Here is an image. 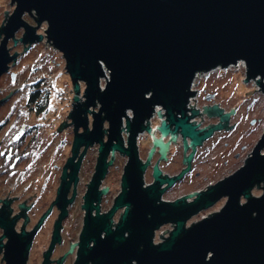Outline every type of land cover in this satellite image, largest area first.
I'll return each mask as SVG.
<instances>
[{"label":"water","instance_id":"95a60500","mask_svg":"<svg viewBox=\"0 0 264 264\" xmlns=\"http://www.w3.org/2000/svg\"><path fill=\"white\" fill-rule=\"evenodd\" d=\"M11 3L13 10H3L0 26V76L18 56L16 51L8 52L7 41L17 37L16 31L21 27L20 41L24 44L41 41L44 35L37 29L46 22L45 34L62 52L75 92L69 111L74 126L71 155L63 165L55 199L61 212L42 264H47L51 248L60 238L59 226L68 215L67 205L77 194V173L85 152L96 143L98 156L82 194L84 217L73 264H264V128L243 165L202 186L210 185L190 197V201L160 200L165 189L160 186L172 184L189 170L196 147L215 130L228 128L231 112L225 111L220 102L204 105L202 112L197 104L189 103L195 95L197 73L243 62L245 81L256 80L264 93V0ZM25 13L33 15L35 25L23 18ZM11 75L14 80L15 74ZM79 80L85 82L83 100L78 95ZM156 108L160 118L157 129L163 134L180 131L184 148L191 147V152L185 157L187 167L180 174L162 177L155 164V182L143 186L152 151L143 162L137 150V137L144 131L152 132L150 117ZM204 113L219 119L200 128L193 117ZM124 130L128 133L126 140ZM116 151L127 157L121 189L110 209L101 212L99 203L107 184L102 185L104 189L99 186ZM257 185L262 192L253 191ZM223 197L226 201L222 207L205 212L185 227L186 220ZM120 208L121 219L113 227L111 218ZM169 222L175 224L169 237L152 243L153 232ZM0 223L9 236L6 264H25L29 239L20 240L24 232L15 234L11 223L1 216Z\"/></svg>","mask_w":264,"mask_h":264},{"label":"rangeland","instance_id":"374dc122","mask_svg":"<svg viewBox=\"0 0 264 264\" xmlns=\"http://www.w3.org/2000/svg\"><path fill=\"white\" fill-rule=\"evenodd\" d=\"M13 5L11 0H0V26L2 25L4 11H12ZM23 18L30 24H36L35 18L31 14L25 13ZM46 28L47 23L43 22L37 30L44 37L41 41L32 44H24L20 41L23 32L22 27L16 31L17 37L14 36L7 41L8 52L12 54L16 51L18 56L10 63L9 70L0 76V98H3L0 102V121L4 119L5 112L15 110L20 111V113L24 112L21 113L23 116L20 120L23 124L26 121L31 124H39V134L43 137L41 158L44 162H47L45 165L49 168L46 170V175L49 177L53 172H56L55 176L59 174V167L54 168L53 164L64 165L68 156L71 155L74 126L72 119L69 117V111L72 108V97L75 92L73 91V82L70 75L65 69L63 54L48 40L45 34ZM244 71L245 69L239 66L238 68H218L197 79V85L195 86L198 103L208 105L205 96L207 93H214L216 97L212 103L220 102L225 111L231 112L229 124H227L228 128L216 130V134L201 146L203 149L200 156L194 157L193 167H191L192 174L188 175L187 180L193 179L195 183H189L185 188H178L175 192L172 191L166 195L195 194L197 188H202V186L244 164L264 128V93L261 86L255 82L256 80L245 81ZM12 73L15 74L14 80H12ZM107 76L108 72L101 79L102 86L105 84ZM79 85L80 92L78 95L83 100L85 99L83 96L85 82L79 80ZM36 91L42 99H46L43 114L41 117H36L31 113L30 117L25 118V115H28L27 113L31 111L29 107L32 106L27 104L28 99ZM198 92L200 93L198 94ZM203 94H206L204 96L206 100L204 101L201 100ZM193 118L198 120L199 116ZM217 119L218 116H214L210 121H218ZM91 121L92 115L89 113L90 128ZM19 122L14 124L17 125L14 128L19 127V124H21ZM107 126L108 123L105 122L104 127ZM9 130L10 128L7 125L2 131L7 133ZM82 130L83 128H80V131ZM145 144L147 143L142 142L141 146ZM97 147V143L91 145L85 152L77 173L79 175L78 183H76L77 196L70 205L69 215L64 220V243L62 248L63 253L65 251L68 253L65 264H73L75 260V245L83 224V209L80 204L83 201L82 194L94 171L98 154ZM146 149H148V145L141 149V156L146 154ZM113 159L114 164L110 167V171H107L108 173L102 183V185L107 184V192L102 203L105 207L109 206L105 200L107 199L111 203L113 195L119 188L118 181L126 161V157L120 155L117 151ZM178 168V163L171 162L165 164L164 170L178 171ZM195 171L199 172L198 176L193 175ZM149 180H151V177L148 172L147 181ZM55 184L56 182H54ZM189 190L191 192H188ZM253 191L262 192V188L257 185L253 188ZM225 201L226 198L223 197L212 207L190 217L187 220L188 223L207 211L222 207ZM242 201L245 200L242 199ZM118 213H116L115 219L119 216Z\"/></svg>","mask_w":264,"mask_h":264},{"label":"flooded vegetation","instance_id":"af4514ba","mask_svg":"<svg viewBox=\"0 0 264 264\" xmlns=\"http://www.w3.org/2000/svg\"><path fill=\"white\" fill-rule=\"evenodd\" d=\"M199 93L200 92H198V94ZM212 94L214 93H207V95L203 94L201 96V100L204 101L207 99L206 101L208 102V104H212L216 97L215 94ZM205 95H212L213 97L211 96L208 100ZM204 96L206 99L204 98ZM29 99L27 103H30ZM34 102L35 101L31 102V105H34ZM198 105H200V103H198ZM189 112L191 113V111ZM21 113L20 111L15 110L7 111L4 114V119L0 121V216L2 217L3 221L11 223L15 234L21 235L24 232V235H22L20 240L27 241L29 239V249H27L28 254L25 260V264H42L45 259V253L48 251V247H50L52 241L51 237H53L55 222L61 212L60 207L58 206V204L55 203V199L57 195V189L61 181L60 174H62L63 165H59L56 163L53 164L54 168L59 167V174H57L58 176H55L56 172L51 173V176L49 177L46 175V170L49 167H46L45 164L47 162H44V160L41 158L43 137L41 134H39V124H31L28 121L23 124L22 121H20L23 116ZM31 113L34 114V116L36 117H41L43 114L42 112L36 113L34 110H31L27 113L28 115H25V118L30 117ZM196 116H199L201 122L198 123V121H193L195 123H198L200 128L207 127L208 125L215 123V121H210V119L214 116H209L207 115V113ZM190 121L192 120L190 119ZM18 122L21 124H19V127L14 128V126H17L14 124H18ZM159 123L160 118L153 117L150 121L152 132L144 131L142 133H139L137 137V150L139 153V157L143 162L147 160L149 153L152 151L151 159H149L150 162L144 170L142 180L144 181L143 186H147L155 182V178L153 175L155 164H158L160 168L159 170H161L162 177H175L180 174V172L187 167V161H185V157L191 152V147L184 148L185 145L180 131L176 133L168 132L167 134H163L157 129V125H159ZM7 125L9 126L10 130L7 133H4L2 130ZM215 134L216 130L213 132L212 135L203 140L200 146L198 145L196 147L194 155L193 157H191L192 159L188 171H185L172 184L164 183L160 186L161 188H165L160 196V200L174 201L176 199L185 198V200L190 201V199L192 197H195L197 193L202 192L210 186L208 185L207 187L200 189L195 194L193 193L190 195H183L173 199L164 198L165 195L169 192H175L178 188H185V186L189 185V183H195L193 179L187 180V178H189L188 175L192 174L191 167H193V159L196 156H200L202 152L201 150L203 149L201 146H203L205 142L211 137H213V135ZM127 135L128 133L124 130V140H126ZM157 139H161L163 141V144L165 143V148H163V144ZM187 139L189 143L190 139ZM142 142L147 143L144 146L148 145V149H146L147 151L145 154V158H142L141 156V149L144 147L141 146ZM81 149H83V146ZM117 152L120 153L119 151ZM120 155L125 156L121 153ZM110 157L111 153L108 155V160L110 159ZM171 162H176L179 164L178 172L169 173L163 170L165 164H170ZM113 164L114 162L109 165L108 171H110V167ZM148 172L150 173L151 177V180L149 181H147ZM198 174V171L193 172L194 176H198ZM121 176L118 181L119 188L117 192L113 195L111 203H109V200H105L106 203L109 204V206L107 207L103 206L104 204H102L107 191L105 193H102L101 201L99 203L101 212H107L110 209L115 197L117 196L118 192H120ZM105 177L102 179V182H100V189H104L102 183ZM53 180L54 182H56L55 185ZM72 187L71 191L68 194V197L71 196ZM188 192L191 191L189 190ZM71 204L67 205L68 215ZM122 210L123 209L120 208L115 213H113L114 215L111 218V223L113 227L120 221ZM117 212L121 213L117 217V219H115ZM64 220H62L61 225L59 226L60 238L54 243L53 247L51 248L47 264H65L68 259V253L64 254L62 248L64 243ZM190 225L191 224H189L186 220L185 227H189ZM174 226V223L169 222L163 224L158 229H156L153 232L152 243L158 244L160 242H163V240L167 239ZM8 239L9 236L5 234V227L0 223V264H6L5 250L6 245L9 241ZM76 250L77 245H75V254Z\"/></svg>","mask_w":264,"mask_h":264},{"label":"trees","instance_id":"16d2710c","mask_svg":"<svg viewBox=\"0 0 264 264\" xmlns=\"http://www.w3.org/2000/svg\"><path fill=\"white\" fill-rule=\"evenodd\" d=\"M37 81H39V80H37ZM29 101H30V103H27L28 105H31V102L35 101L34 105H32L30 107L28 106L30 108V110H34L36 113H39L45 109L46 99L45 100H44V98L42 99V97L39 96L38 91L33 92L30 95Z\"/></svg>","mask_w":264,"mask_h":264},{"label":"built area","instance_id":"2783aa9c","mask_svg":"<svg viewBox=\"0 0 264 264\" xmlns=\"http://www.w3.org/2000/svg\"><path fill=\"white\" fill-rule=\"evenodd\" d=\"M238 66L241 67V68H244V69H245V66H244V63H243V62H237V64H236L235 66H230V67H231V68H232V67H237V68H238ZM217 69H218V68H217ZM215 70H216V69H215ZM212 71H214V70H212ZM212 71H210V72H212ZM210 72H202V73L200 72V73H197V75H196V77H195V84H194V85H197L196 82H197V79H198L200 76H202V75H204V74H206V73H210ZM194 90H195V95H193V96H191V97L189 98V103H194V104H197V105H198V103L196 102V101H197V98H196V93H197V92H196V91H197L196 86H195ZM198 106H199L200 110L202 111V108H203L204 105H198ZM190 108H192V107H190ZM158 109H159V108H156V110H155L153 116L150 117V118H151L150 121L152 120L153 117H157V118H158L157 113H156V111H157ZM197 121H198V123L201 122L199 118H198Z\"/></svg>","mask_w":264,"mask_h":264},{"label":"bare ground","instance_id":"6f19581e","mask_svg":"<svg viewBox=\"0 0 264 264\" xmlns=\"http://www.w3.org/2000/svg\"><path fill=\"white\" fill-rule=\"evenodd\" d=\"M197 121V120H196ZM157 140H159V142H161L162 144H163V141L161 140V139H157ZM165 143L163 144V148H165Z\"/></svg>","mask_w":264,"mask_h":264}]
</instances>
